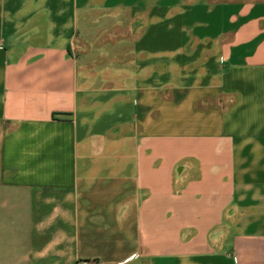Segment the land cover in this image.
<instances>
[{
    "label": "crops",
    "instance_id": "0c3cea01",
    "mask_svg": "<svg viewBox=\"0 0 264 264\" xmlns=\"http://www.w3.org/2000/svg\"><path fill=\"white\" fill-rule=\"evenodd\" d=\"M264 264V0H0V264Z\"/></svg>",
    "mask_w": 264,
    "mask_h": 264
},
{
    "label": "built area",
    "instance_id": "2783aa9c",
    "mask_svg": "<svg viewBox=\"0 0 264 264\" xmlns=\"http://www.w3.org/2000/svg\"><path fill=\"white\" fill-rule=\"evenodd\" d=\"M91 264H104V263H101V262H93Z\"/></svg>",
    "mask_w": 264,
    "mask_h": 264
}]
</instances>
